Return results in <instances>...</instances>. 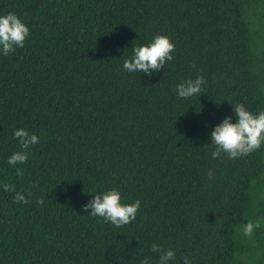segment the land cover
<instances>
[{
	"label": "trees",
	"instance_id": "obj_1",
	"mask_svg": "<svg viewBox=\"0 0 264 264\" xmlns=\"http://www.w3.org/2000/svg\"><path fill=\"white\" fill-rule=\"evenodd\" d=\"M8 12L30 34L0 53V264H158L153 243L169 264H264V144L214 159L210 136L237 104L264 111V0H0ZM157 35L173 59L124 70ZM197 75L203 92L179 98ZM20 128L39 142L12 166ZM111 189L140 201L131 223L83 210Z\"/></svg>",
	"mask_w": 264,
	"mask_h": 264
},
{
	"label": "clouds",
	"instance_id": "obj_2",
	"mask_svg": "<svg viewBox=\"0 0 264 264\" xmlns=\"http://www.w3.org/2000/svg\"><path fill=\"white\" fill-rule=\"evenodd\" d=\"M29 34L28 26L15 13L0 15V53L3 55L13 53L16 48H23ZM174 51L175 45L167 36L157 35L149 44L133 47L132 57L124 60L123 69L129 73H144L151 76L163 68L167 61L173 59L171 53ZM204 84L206 81L202 75H197L195 79H187L176 85L177 95L181 99H187L201 94ZM233 109L236 122L232 123L231 117H225L210 133L211 145L215 149L211 153L214 159L219 158L222 153L229 159L246 156L260 149L264 144V111L253 113L243 104H237ZM13 138L19 141L21 150L14 152L7 163L12 166L24 164L28 160L27 149L37 144L39 137L20 128L13 132ZM16 173L20 177L24 175L20 168L16 169ZM3 189L14 191V186L4 184ZM16 202L28 204L30 201L23 194L16 192L13 203ZM36 202L42 205L44 198H39ZM139 208V200L131 204H122L121 193L116 189L93 195V198L83 206L84 211L91 210L90 215L101 217L105 222H110L116 227L134 221ZM259 227V221H249L243 226V233L245 236H251L254 229ZM151 252L159 253L158 264H169L176 256L173 250L164 249L155 243L151 245ZM140 264H150L149 258L145 256L140 260ZM183 264H192V262L188 257H184Z\"/></svg>",
	"mask_w": 264,
	"mask_h": 264
}]
</instances>
